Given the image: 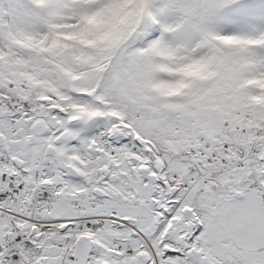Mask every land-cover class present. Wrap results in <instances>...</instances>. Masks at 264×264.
I'll use <instances>...</instances> for the list:
<instances>
[{"label":"snow or ice","instance_id":"snow-or-ice-1","mask_svg":"<svg viewBox=\"0 0 264 264\" xmlns=\"http://www.w3.org/2000/svg\"><path fill=\"white\" fill-rule=\"evenodd\" d=\"M0 264H264V0H0Z\"/></svg>","mask_w":264,"mask_h":264}]
</instances>
